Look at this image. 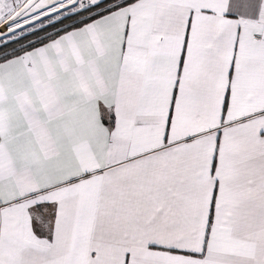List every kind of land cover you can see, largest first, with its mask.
Wrapping results in <instances>:
<instances>
[{
    "label": "snow or ice",
    "instance_id": "6c2138e0",
    "mask_svg": "<svg viewBox=\"0 0 264 264\" xmlns=\"http://www.w3.org/2000/svg\"><path fill=\"white\" fill-rule=\"evenodd\" d=\"M0 264H264V0H0Z\"/></svg>",
    "mask_w": 264,
    "mask_h": 264
}]
</instances>
